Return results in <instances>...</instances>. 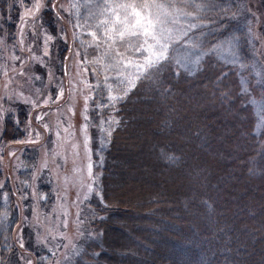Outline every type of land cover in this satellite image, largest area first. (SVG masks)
Returning <instances> with one entry per match:
<instances>
[{"label": "trees", "instance_id": "1", "mask_svg": "<svg viewBox=\"0 0 264 264\" xmlns=\"http://www.w3.org/2000/svg\"><path fill=\"white\" fill-rule=\"evenodd\" d=\"M195 2L203 5L193 17L204 48L197 68L166 62L113 105L117 122L98 166L101 202L87 217L98 232L78 264H264V110L255 109L264 83L251 72L254 14L246 0ZM10 14L4 24L13 32L19 13ZM226 47L235 62L219 58ZM13 117L4 119L8 141L22 132L25 112ZM6 178L0 214L1 195L15 197ZM51 187L40 182L42 204ZM10 247L1 243L3 257Z\"/></svg>", "mask_w": 264, "mask_h": 264}, {"label": "rangeland", "instance_id": "2", "mask_svg": "<svg viewBox=\"0 0 264 264\" xmlns=\"http://www.w3.org/2000/svg\"><path fill=\"white\" fill-rule=\"evenodd\" d=\"M84 3L0 0V190L10 174L15 192L13 199L8 192L1 195L5 210L0 214V246L11 247L4 257L0 251V264H78L86 244L96 240L98 231L88 224L87 217H93L92 204L101 202L98 166L110 141L112 123L117 122L113 105L119 99L113 102L109 97L124 95L121 88L128 85H120L115 71L106 69L107 58L96 62L105 45L101 42L95 47L90 32L98 30L89 25L97 21L85 23L88 9ZM246 3L254 14L253 35L258 42V61L251 72L264 83V0ZM12 10L19 14L13 32H8L4 20L12 17ZM194 30L190 38L197 43ZM194 51L201 58L204 48ZM235 55L226 47L219 58L233 63ZM199 63L186 70L196 69ZM61 90L63 95L57 99ZM255 106L258 112L264 110L258 102ZM18 111L25 112L22 132L8 141L3 135L4 119L12 113L17 121ZM25 170H29L27 178L21 174ZM46 179L52 185L51 199L42 204L39 185ZM89 184L93 185L91 192ZM16 215L21 218L11 233L9 225ZM36 253L39 257L34 258Z\"/></svg>", "mask_w": 264, "mask_h": 264}, {"label": "snow or ice", "instance_id": "3", "mask_svg": "<svg viewBox=\"0 0 264 264\" xmlns=\"http://www.w3.org/2000/svg\"><path fill=\"white\" fill-rule=\"evenodd\" d=\"M189 6L197 11H185ZM83 7L88 9V15L84 17L85 23L89 19L97 21L95 25H89L99 32V35L97 31L90 32L95 47L99 48L101 42L105 45L103 54L96 62L101 63L107 58L106 69L115 71L120 85H128L121 88L124 95L110 96V101L125 99L138 81L152 80L166 62L174 61L185 69L192 63H199L200 56L194 50L199 49L200 44L191 40L190 32L201 27V24L187 19L197 17L198 11L203 7L195 0H85ZM28 14L29 12L25 13ZM222 47L223 45H217L210 51L215 52ZM193 56L195 60H192ZM107 79L105 76V80ZM62 95L63 90L57 99ZM48 102V99L43 101L45 105ZM32 103L35 104L34 101ZM37 119L41 117L38 116ZM84 129L86 131L87 125ZM108 134L111 135L110 132ZM87 143L85 139V146ZM168 159L174 160L171 156ZM87 168L91 178V163ZM88 189L91 192L93 185L89 184Z\"/></svg>", "mask_w": 264, "mask_h": 264}]
</instances>
